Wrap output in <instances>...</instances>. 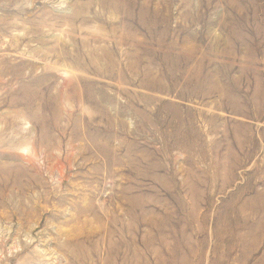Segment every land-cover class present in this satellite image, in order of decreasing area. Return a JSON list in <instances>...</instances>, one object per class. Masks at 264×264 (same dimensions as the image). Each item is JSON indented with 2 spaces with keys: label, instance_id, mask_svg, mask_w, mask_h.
Wrapping results in <instances>:
<instances>
[{
  "label": "rangeland",
  "instance_id": "1",
  "mask_svg": "<svg viewBox=\"0 0 264 264\" xmlns=\"http://www.w3.org/2000/svg\"><path fill=\"white\" fill-rule=\"evenodd\" d=\"M0 264H264V0H0Z\"/></svg>",
  "mask_w": 264,
  "mask_h": 264
}]
</instances>
